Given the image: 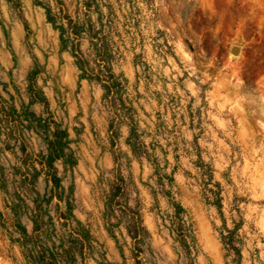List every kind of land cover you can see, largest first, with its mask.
Segmentation results:
<instances>
[{"label":"rangeland","instance_id":"rangeland-1","mask_svg":"<svg viewBox=\"0 0 264 264\" xmlns=\"http://www.w3.org/2000/svg\"><path fill=\"white\" fill-rule=\"evenodd\" d=\"M82 1L62 0L71 13ZM110 2L123 39L122 57L113 69L136 96L139 133L157 162L133 155L128 126L122 124L114 148L121 156L126 200L139 206L148 231L139 264H264V0ZM101 10L108 11L105 5ZM87 47L83 40L81 48ZM34 59L42 70L37 84L55 120L67 128L77 156L70 170L59 161L55 164L61 186L72 193L73 224L82 223L93 237L86 264H136L124 221L112 235L103 220L104 193L114 168L103 89L81 76L43 5L37 0H0L4 98L13 95L17 105L27 102L26 77ZM30 109L43 111L39 104ZM27 144L33 154L45 150L34 132L27 133ZM14 162L11 152H0V166ZM156 166L170 182L159 183ZM205 181L218 194L220 207L203 190ZM37 189L44 199L50 195L43 177ZM32 196L20 216L27 232L32 229ZM3 198L0 189V264H24L8 233L11 214ZM170 198L184 209L189 251L172 230ZM56 203L52 197L47 205L51 215ZM236 223L241 258L232 261L237 257L225 255L220 232Z\"/></svg>","mask_w":264,"mask_h":264},{"label":"trees","instance_id":"trees-1","mask_svg":"<svg viewBox=\"0 0 264 264\" xmlns=\"http://www.w3.org/2000/svg\"><path fill=\"white\" fill-rule=\"evenodd\" d=\"M37 1L43 5L47 21L59 30L61 44L69 50L81 76L94 80L103 89L102 101L109 112L107 132L114 161L112 177L104 193L103 220L112 235L124 221L131 239L133 258L139 264L141 260L138 257L142 253V244L148 231L143 224L139 206H131L126 200L127 183L122 173L121 156L118 147L114 148L122 124L128 126L127 144L133 155L144 156L155 165L157 162L139 133V116L134 105L136 96L132 95L126 79L121 74H116L113 69V62L122 57L120 43L123 39L112 2L83 0L71 13L62 0H53V5L47 3L48 0ZM102 5L108 9L106 14L101 10ZM93 13L96 14L95 18ZM23 23L28 34L27 22L23 20ZM124 24L126 23H122ZM83 40L88 42L86 50L81 48ZM41 72L37 60L34 59V68L26 77L27 102L20 100L17 105L13 101V95L6 99L0 93V152L9 151L15 157V162L9 167L0 166V189L4 193V206L11 214L8 226L10 228L7 229L11 241L20 248L24 264H86L94 250L93 237L82 223L76 221L73 224L75 218L72 214V193L65 192L61 186L55 164L59 161L64 170H70L77 163V156L71 147L72 141L67 128L55 120L49 99L37 84ZM33 104L42 107L41 114L30 109ZM29 132H34L41 138L45 145L44 152L33 154L29 150ZM200 164L204 165L202 161ZM155 174L161 185H164V179L171 181L158 166L155 167ZM202 174H206L204 170ZM40 177L49 185L50 195L46 199L41 197L37 189ZM207 184V181L203 183V190L209 192L213 197L212 203L220 207L218 194L206 188ZM30 195H33L30 208L32 229L27 232L20 223V216L27 208L26 199ZM52 197L57 198L54 215L47 209ZM205 197L209 201L210 196ZM170 202L173 207L172 230L176 232L181 246L189 251L190 228L184 218V209L172 198ZM238 228L239 224L236 223L233 228L224 226V233L220 232L225 255L233 253L237 257L232 261L241 258L236 245Z\"/></svg>","mask_w":264,"mask_h":264}]
</instances>
